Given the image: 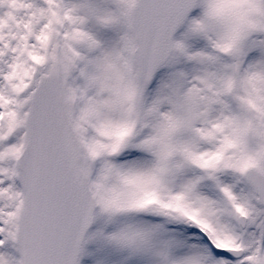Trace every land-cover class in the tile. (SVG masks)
I'll list each match as a JSON object with an SVG mask.
<instances>
[{
	"label": "snow or ice",
	"instance_id": "obj_1",
	"mask_svg": "<svg viewBox=\"0 0 264 264\" xmlns=\"http://www.w3.org/2000/svg\"><path fill=\"white\" fill-rule=\"evenodd\" d=\"M0 264H264V0H0Z\"/></svg>",
	"mask_w": 264,
	"mask_h": 264
}]
</instances>
